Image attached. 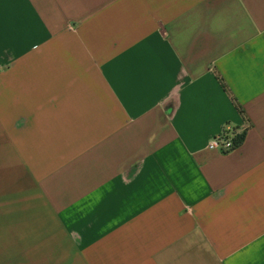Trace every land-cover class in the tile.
I'll return each mask as SVG.
<instances>
[{"label": "crops", "instance_id": "obj_1", "mask_svg": "<svg viewBox=\"0 0 264 264\" xmlns=\"http://www.w3.org/2000/svg\"><path fill=\"white\" fill-rule=\"evenodd\" d=\"M0 264H264V0H0Z\"/></svg>", "mask_w": 264, "mask_h": 264}, {"label": "built area", "instance_id": "obj_2", "mask_svg": "<svg viewBox=\"0 0 264 264\" xmlns=\"http://www.w3.org/2000/svg\"><path fill=\"white\" fill-rule=\"evenodd\" d=\"M244 131L245 129L227 125L220 134L211 138L208 142V149L229 152L237 147L236 140Z\"/></svg>", "mask_w": 264, "mask_h": 264}, {"label": "trees", "instance_id": "obj_3", "mask_svg": "<svg viewBox=\"0 0 264 264\" xmlns=\"http://www.w3.org/2000/svg\"><path fill=\"white\" fill-rule=\"evenodd\" d=\"M237 107L240 108V106L236 103ZM245 138V131L240 135V137L238 138V140H236V146L241 145V143L243 142Z\"/></svg>", "mask_w": 264, "mask_h": 264}]
</instances>
